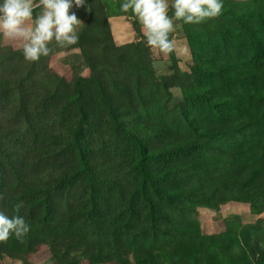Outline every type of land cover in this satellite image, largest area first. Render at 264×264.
<instances>
[{"label":"rangeland","instance_id":"rangeland-1","mask_svg":"<svg viewBox=\"0 0 264 264\" xmlns=\"http://www.w3.org/2000/svg\"><path fill=\"white\" fill-rule=\"evenodd\" d=\"M120 3L71 9L78 43L37 62L0 37V211L31 226L0 242V264H251L264 0L176 21L168 55Z\"/></svg>","mask_w":264,"mask_h":264},{"label":"clouds","instance_id":"clouds-1","mask_svg":"<svg viewBox=\"0 0 264 264\" xmlns=\"http://www.w3.org/2000/svg\"><path fill=\"white\" fill-rule=\"evenodd\" d=\"M86 6L88 0H0V37L19 42L24 59L37 62L52 52L53 42L61 48L78 43L82 21L71 9ZM119 7L142 25L148 47L168 55L177 48L170 38L176 21L200 24L218 17L224 0H121ZM16 207H22V202ZM30 229L23 216L0 211V242L11 236L22 240Z\"/></svg>","mask_w":264,"mask_h":264},{"label":"trees","instance_id":"trees-1","mask_svg":"<svg viewBox=\"0 0 264 264\" xmlns=\"http://www.w3.org/2000/svg\"><path fill=\"white\" fill-rule=\"evenodd\" d=\"M262 248H263V246H259V245H255V244L252 247L251 254L253 255V260L255 261V264H264V256L261 257L264 254V251L262 250ZM248 258H249V256H245V258H243L242 261L243 262L248 261L249 260ZM254 261H251V264H254Z\"/></svg>","mask_w":264,"mask_h":264}]
</instances>
